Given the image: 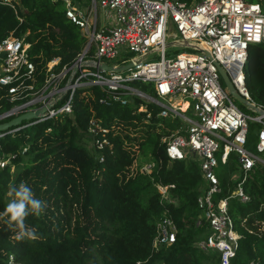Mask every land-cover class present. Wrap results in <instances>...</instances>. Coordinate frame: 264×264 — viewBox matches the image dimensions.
Masks as SVG:
<instances>
[{
	"label": "trees",
	"instance_id": "1",
	"mask_svg": "<svg viewBox=\"0 0 264 264\" xmlns=\"http://www.w3.org/2000/svg\"><path fill=\"white\" fill-rule=\"evenodd\" d=\"M87 5L89 0H74ZM188 1V0H185ZM257 1L264 9V0ZM0 1V39L7 34L22 37L34 65L35 85L43 78L45 62L58 57L57 66L70 63L80 52L84 37L63 12L61 0ZM244 83L251 99L264 106V42L249 43L243 64ZM151 92L150 84L136 82ZM74 94L72 111L4 132L0 157V213L13 197L10 185L26 182L36 199L47 207L36 216L30 212L27 226L36 229L37 240L15 239L14 227L0 220V264L9 254L21 264H218L219 252L202 250L196 241L209 228L201 219L195 196L202 184L197 162L191 158L168 160L161 137L178 125L177 118L135 110V101L105 105L98 102L94 86L90 95ZM10 103L0 97V111ZM95 115L117 129L112 151L87 145V118ZM49 127V129H46ZM257 122L248 121L245 146L257 141ZM25 147L23 150L22 148ZM99 155L102 159L99 160ZM152 160L150 172L138 170ZM135 161V169L130 165ZM217 172L219 192L227 196L238 177L236 155L230 152ZM155 183L167 184V199ZM169 184H172L169 186ZM248 199L226 197L227 212L237 233L229 264H264V164L255 162L241 182ZM175 223L169 244L151 242L161 216Z\"/></svg>",
	"mask_w": 264,
	"mask_h": 264
},
{
	"label": "built area",
	"instance_id": "2",
	"mask_svg": "<svg viewBox=\"0 0 264 264\" xmlns=\"http://www.w3.org/2000/svg\"><path fill=\"white\" fill-rule=\"evenodd\" d=\"M13 6L10 0H0ZM55 1V0H52ZM64 15L79 28L84 44L70 63L57 66L58 57L44 65L43 78L35 85L34 65L22 37L7 34L0 39V97L10 103L0 111V122L26 111H37L35 121H21L19 127L72 111L74 94L90 95L92 86L100 92L98 102L110 105L135 101V110L177 118L179 123L161 137L168 160L191 158L197 162L202 184L195 196L200 209L196 223L206 221L208 233L196 241L202 250L219 252L218 264H229L237 233L227 212L226 197L248 199L241 182L248 170L264 159L245 146L247 122H257L255 150H264V112L241 109L223 84L218 66L227 74L235 91L247 102L263 109L250 97L244 83L243 64L249 43L264 42V9L257 1L246 0H89L87 5L61 0ZM97 6L102 9L101 21ZM168 23L174 28L167 32ZM172 38L167 40V37ZM176 42V43H175ZM187 47L166 56L165 47ZM121 54L124 56L122 57ZM157 56L156 58L150 57ZM113 61H109L112 60ZM129 65L120 70L104 69ZM150 84L152 91L130 82ZM46 129H49L47 127ZM100 117L87 118V145L112 151L108 132ZM23 150L25 147L22 148ZM230 152L236 155L238 177L227 196L219 192L217 164L225 163ZM99 155L98 159H102ZM9 161L0 157V167ZM135 164V163H134ZM154 161L142 162L138 170L150 172ZM172 184H169L171 186ZM160 197L167 199V184L155 183ZM175 223L161 216L155 224L152 246L174 239ZM4 264H21L8 255ZM136 264H143L136 261Z\"/></svg>",
	"mask_w": 264,
	"mask_h": 264
},
{
	"label": "clouds",
	"instance_id": "3",
	"mask_svg": "<svg viewBox=\"0 0 264 264\" xmlns=\"http://www.w3.org/2000/svg\"><path fill=\"white\" fill-rule=\"evenodd\" d=\"M9 197H13L7 204L5 210L0 213V220H4L8 228H15V239L18 241L37 240L40 237L36 234V229L26 225V217L30 212L36 216L41 215L47 207L45 201L36 199L30 186L26 182L19 185H10L7 192Z\"/></svg>",
	"mask_w": 264,
	"mask_h": 264
},
{
	"label": "water",
	"instance_id": "4",
	"mask_svg": "<svg viewBox=\"0 0 264 264\" xmlns=\"http://www.w3.org/2000/svg\"><path fill=\"white\" fill-rule=\"evenodd\" d=\"M176 43V42H175ZM0 55H2V53H0ZM129 65V62H127L126 64L122 65V66H117V67H112L110 65L105 64L104 62L99 63V67L104 68V69H112V70H120L125 68L126 66ZM218 72L220 74L221 80L223 82V84L226 86V88L228 89V92L239 102L247 104L248 106H250L255 112L257 113H263V109L260 108L259 106L252 104L250 102H247L246 100H244L234 89L232 83L230 82L227 74L225 73V71L218 66ZM43 110V107H40L39 110L37 111H26L23 112L21 114H18L12 118H9L7 120H4L2 122H0V131H4L9 127H17L21 121L25 120V121H35L34 119H36L37 117V113L41 112Z\"/></svg>",
	"mask_w": 264,
	"mask_h": 264
},
{
	"label": "rangeland",
	"instance_id": "5",
	"mask_svg": "<svg viewBox=\"0 0 264 264\" xmlns=\"http://www.w3.org/2000/svg\"><path fill=\"white\" fill-rule=\"evenodd\" d=\"M96 10H97V18H98V21L100 22L101 19H102V17H103V12H102V9H101L99 6H97ZM173 30H174V28L172 27V25H171L170 23H168L167 32H170V31H173ZM171 38H172L171 36H168V37H167V40H169V39H171ZM182 49L190 50V49L187 48V47H183V46H179V45L173 44V45H170V46H166V47H165V53H166V56H168V55H173L174 52L180 51V50H182ZM121 56L123 57L124 55L121 54ZM156 57H157V56H154V57L152 56V57H150V58H156ZM109 61H113V59H112V60H109ZM130 83L133 84V85H138V84H137L136 82H134V81H132V82H130ZM234 102H235L236 105H238L241 109H243V110H245V111H250V109L247 108V107L245 106L244 103H241V102L237 101L236 99H234ZM249 149H250L253 153H255L256 155H258L259 157H261V158L264 159V150L261 151V152H257V151H256L255 149H253V148H249ZM134 163H136V162L133 161V163L130 165V168H131L132 170L135 169V164H134ZM220 166H221V165L218 163L217 166H216V168H215L216 173L220 171Z\"/></svg>",
	"mask_w": 264,
	"mask_h": 264
}]
</instances>
